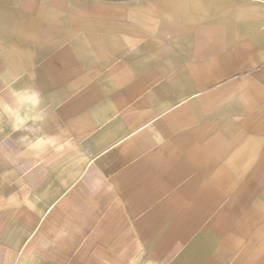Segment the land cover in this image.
I'll list each match as a JSON object with an SVG mask.
<instances>
[{"label":"crops","instance_id":"crops-1","mask_svg":"<svg viewBox=\"0 0 264 264\" xmlns=\"http://www.w3.org/2000/svg\"><path fill=\"white\" fill-rule=\"evenodd\" d=\"M0 264H264L261 0H0Z\"/></svg>","mask_w":264,"mask_h":264},{"label":"built area","instance_id":"built-area-1","mask_svg":"<svg viewBox=\"0 0 264 264\" xmlns=\"http://www.w3.org/2000/svg\"><path fill=\"white\" fill-rule=\"evenodd\" d=\"M262 2H263V4H264V0H261Z\"/></svg>","mask_w":264,"mask_h":264}]
</instances>
